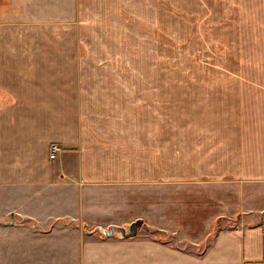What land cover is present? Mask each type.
Wrapping results in <instances>:
<instances>
[{
  "label": "crops",
  "instance_id": "crops-1",
  "mask_svg": "<svg viewBox=\"0 0 264 264\" xmlns=\"http://www.w3.org/2000/svg\"><path fill=\"white\" fill-rule=\"evenodd\" d=\"M120 1L0 0V214L141 220L144 264H264V55L259 110L200 105L135 71Z\"/></svg>",
  "mask_w": 264,
  "mask_h": 264
},
{
  "label": "rangeland",
  "instance_id": "rangeland-1",
  "mask_svg": "<svg viewBox=\"0 0 264 264\" xmlns=\"http://www.w3.org/2000/svg\"><path fill=\"white\" fill-rule=\"evenodd\" d=\"M126 2L120 1V15L129 14L135 28L136 72L164 73L169 91H181L169 93L200 105L211 99L259 110V0H129V9ZM2 211L0 264H144L142 226L132 238L118 231L104 236L76 222H38ZM166 242L189 247L172 235Z\"/></svg>",
  "mask_w": 264,
  "mask_h": 264
},
{
  "label": "water",
  "instance_id": "water-1",
  "mask_svg": "<svg viewBox=\"0 0 264 264\" xmlns=\"http://www.w3.org/2000/svg\"><path fill=\"white\" fill-rule=\"evenodd\" d=\"M142 221L138 220L133 223L128 228V231L126 229H120V233L124 238H132L137 235L138 229L141 227ZM113 234V229L110 228L109 235Z\"/></svg>",
  "mask_w": 264,
  "mask_h": 264
},
{
  "label": "trees",
  "instance_id": "trees-1",
  "mask_svg": "<svg viewBox=\"0 0 264 264\" xmlns=\"http://www.w3.org/2000/svg\"><path fill=\"white\" fill-rule=\"evenodd\" d=\"M111 229H113V231H114V230H116V231H117V230H120L119 228H115V227H111ZM92 231H101V233H102L104 236H106V235L109 234L110 228H108V229L93 228Z\"/></svg>",
  "mask_w": 264,
  "mask_h": 264
},
{
  "label": "built area",
  "instance_id": "built-area-1",
  "mask_svg": "<svg viewBox=\"0 0 264 264\" xmlns=\"http://www.w3.org/2000/svg\"><path fill=\"white\" fill-rule=\"evenodd\" d=\"M57 148L56 147H52L51 148V153H50V159H53L55 157V152H56Z\"/></svg>",
  "mask_w": 264,
  "mask_h": 264
}]
</instances>
